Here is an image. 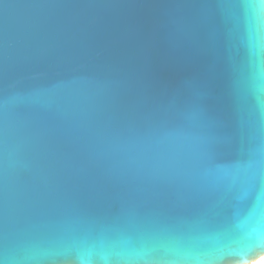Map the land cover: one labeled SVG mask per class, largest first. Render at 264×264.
<instances>
[{"label": "water", "instance_id": "obj_1", "mask_svg": "<svg viewBox=\"0 0 264 264\" xmlns=\"http://www.w3.org/2000/svg\"><path fill=\"white\" fill-rule=\"evenodd\" d=\"M263 255L259 0H0V264Z\"/></svg>", "mask_w": 264, "mask_h": 264}, {"label": "bare ground", "instance_id": "obj_2", "mask_svg": "<svg viewBox=\"0 0 264 264\" xmlns=\"http://www.w3.org/2000/svg\"><path fill=\"white\" fill-rule=\"evenodd\" d=\"M249 264H264V255L260 258H257L256 260L252 261Z\"/></svg>", "mask_w": 264, "mask_h": 264}, {"label": "snow or ice", "instance_id": "obj_3", "mask_svg": "<svg viewBox=\"0 0 264 264\" xmlns=\"http://www.w3.org/2000/svg\"><path fill=\"white\" fill-rule=\"evenodd\" d=\"M259 2H260L262 5H264V0H259Z\"/></svg>", "mask_w": 264, "mask_h": 264}]
</instances>
